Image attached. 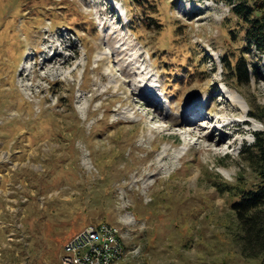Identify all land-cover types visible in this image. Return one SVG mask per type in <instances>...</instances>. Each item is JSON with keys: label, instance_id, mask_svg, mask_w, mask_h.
Segmentation results:
<instances>
[{"label": "rangeland", "instance_id": "obj_1", "mask_svg": "<svg viewBox=\"0 0 264 264\" xmlns=\"http://www.w3.org/2000/svg\"><path fill=\"white\" fill-rule=\"evenodd\" d=\"M230 7L0 0V264H58L97 223L120 233L116 264H264L241 254L231 208L259 180L245 158L263 128L248 112L264 105V56ZM240 54L248 84L221 67ZM144 77L168 106L133 95ZM189 115L216 136L179 133Z\"/></svg>", "mask_w": 264, "mask_h": 264}, {"label": "trees", "instance_id": "obj_2", "mask_svg": "<svg viewBox=\"0 0 264 264\" xmlns=\"http://www.w3.org/2000/svg\"><path fill=\"white\" fill-rule=\"evenodd\" d=\"M226 1L231 4V16L237 19L236 32L240 31L241 36L264 56V0ZM221 67L235 82L249 83V65L244 55L240 54L233 62L225 60L223 56ZM248 114L258 118L263 125L262 130L253 133L251 147L255 154L245 158L259 180L253 188L230 186L229 190L236 188V200L231 208L239 229L237 239L240 252L246 258H260L264 263V105H256Z\"/></svg>", "mask_w": 264, "mask_h": 264}, {"label": "built area", "instance_id": "obj_3", "mask_svg": "<svg viewBox=\"0 0 264 264\" xmlns=\"http://www.w3.org/2000/svg\"><path fill=\"white\" fill-rule=\"evenodd\" d=\"M63 249L58 264H116L124 253L118 229L107 223L84 226Z\"/></svg>", "mask_w": 264, "mask_h": 264}, {"label": "bare ground", "instance_id": "obj_4", "mask_svg": "<svg viewBox=\"0 0 264 264\" xmlns=\"http://www.w3.org/2000/svg\"><path fill=\"white\" fill-rule=\"evenodd\" d=\"M116 52L113 50V51H111V57H113V56H116ZM56 55V54H55ZM57 55H60V54H58L57 53ZM105 59H108V58H106L107 56L105 55V56H103ZM110 58V57H109ZM47 59H45L44 61H46ZM66 62V59L65 60H63V62H61V64L60 65H62V64H64ZM43 67V66H42ZM41 67V68H42ZM44 67H46V64H45V66ZM135 71V70H134ZM140 70H138L136 73H138V75H142V72H139ZM136 80V79H135ZM141 80V79H140ZM146 80L148 81L149 79H147L146 77H144L141 81H144V82H146ZM131 81H133V80H129V82H131ZM131 84H132V82H131ZM134 85V87L132 88V90H133V95H138V93H139V90L137 89L138 88V86H135V84H134V82H133V84H132V86ZM137 87V88H136ZM140 89V88H139ZM147 92H148V90H147ZM139 98L141 99V100H145V101H147V99H145V98H143V97H140L139 96ZM194 111L195 110H193V114L194 115H197V111L194 113ZM192 114V115H193ZM190 117V115L189 116H187V120H185V122L182 124V127H181V129L179 130V133H187L188 135H190V136H192V137H194V141L196 142V141H198V138H200V137H205L206 139H208V140H210V139H212L213 137H215L216 135H215V133H216V128H214V127H212L211 125H210V119H208V118H201V120H197V119H200V118H197V119H195L194 121L191 119V118H189ZM194 117V116H193ZM196 118V117H195ZM152 119H155V118H152ZM203 119V120H202ZM175 125H178L177 124V122H173L171 125H169L167 128L168 129H172ZM190 126L192 127V128H190ZM199 134V135H198ZM218 138V137H217ZM218 141H220V138L218 139ZM165 156L166 155H160V158H159V160H163L164 158H165ZM167 158V157H166ZM165 158V159H166Z\"/></svg>", "mask_w": 264, "mask_h": 264}]
</instances>
